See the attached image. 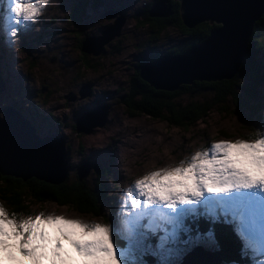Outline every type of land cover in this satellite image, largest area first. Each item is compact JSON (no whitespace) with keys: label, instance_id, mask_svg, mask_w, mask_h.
Here are the masks:
<instances>
[{"label":"rangeland","instance_id":"1","mask_svg":"<svg viewBox=\"0 0 264 264\" xmlns=\"http://www.w3.org/2000/svg\"><path fill=\"white\" fill-rule=\"evenodd\" d=\"M151 1L86 0L83 5L84 17L74 20L71 11L76 0H46L35 23L20 28L15 36L0 29V48L3 49V55L0 54V122L5 119L4 110L10 108L24 123L16 125L14 120H10L7 125L23 137H27V129L23 124L29 131L32 129L40 140L62 136L65 144H68V149H64L70 175L75 166L80 168L83 165L81 171H86L88 166L82 160L87 155L90 161L93 159L96 162L89 166L90 172L93 164L97 167L95 172L102 167L108 170L106 176H101L107 185L102 219L45 203L42 206L31 204L29 214L20 216L17 220L40 215L43 210L46 216H63L85 224L107 226L110 236L124 241L125 246L121 249L126 253L125 258L143 261L144 264H191L196 261L198 264H264V245L259 242L260 230L257 229L256 240L249 239L247 226L239 225V219L233 211L219 217L213 213L205 215V210L195 205L196 213L188 219L176 218L169 222V218L160 214L139 216V213L146 210L143 208V198L135 194L134 184L145 175L178 166L181 161H189L197 151H203L215 142L253 143L256 139L264 138V80L256 85L258 91L255 99H251V103L257 107L251 117L260 115L257 124L250 123L243 115L242 123L239 117L234 119L232 112L226 115L221 110L212 108L194 126L181 129L168 126L158 119L131 116L124 110L118 97L126 92L129 79L134 73V63L140 55L163 52L185 36L172 25L160 33L149 28L141 10ZM175 1L179 3L178 0ZM114 9L119 10L118 16L124 18L120 33L103 44L99 54L94 55L91 51H98L96 42L85 44L82 49H86V53L79 51L77 37L99 35L117 19L104 16V13H110ZM121 20L122 18L118 24ZM115 31L110 32V35ZM51 56L52 61L49 60ZM261 59L264 61V57ZM85 61L88 62L86 67L83 64ZM86 84L90 85V94L84 95V88L80 91L84 94L78 95L77 90ZM181 99L185 100L186 97L182 96ZM258 101L262 104L260 107ZM96 106H106V114L98 116L99 111H95L86 115L96 122L91 131L74 130L79 116ZM257 126H260L259 134L252 131ZM30 134L32 135L31 131ZM225 134L230 139H226ZM26 140L33 147L30 137ZM10 154H3V159L0 156L1 165L25 170L23 175L33 173L32 170L39 176H49L50 172H56L52 165H46L49 170L47 172L41 166L36 170L34 166L29 169L25 165L9 164L15 159L12 156L15 153ZM60 157L62 159L61 152ZM56 164L60 170L51 178L59 181L64 175L63 166L58 164V160ZM40 171L47 174L40 175ZM130 187L133 188L131 197L127 195ZM133 199L141 203V209L132 207ZM0 204L9 212L6 205L2 202ZM163 211L167 214V210ZM198 215H203L216 226L231 225V236L236 238L240 251H245L248 256H238L237 262H218L216 254L212 253L214 243L203 239L211 228H207V220L202 216L197 217ZM141 225L142 231L150 234L147 236L148 250H137L128 257V237L139 234ZM202 229H205V233L201 232ZM46 231L52 235L51 229ZM61 244L69 258L68 264H87L76 255L69 241H61ZM10 251L12 256L6 255L5 259L14 258L18 252L15 249Z\"/></svg>","mask_w":264,"mask_h":264},{"label":"snow or ice","instance_id":"2","mask_svg":"<svg viewBox=\"0 0 264 264\" xmlns=\"http://www.w3.org/2000/svg\"><path fill=\"white\" fill-rule=\"evenodd\" d=\"M46 0H0V29L15 36L20 28L35 23ZM222 144L229 145L221 147ZM258 146H264V138L253 143L215 142L203 151H197V163L203 165L210 174L225 177L219 181H209L203 185L189 182L183 170L177 166L153 171L134 184L135 194L143 198L146 211L139 216L160 214L172 222L176 218H190L196 213L191 207L199 205L205 215L214 213L217 208L233 209L247 217L249 239L264 245V156ZM191 156L186 165L193 163ZM133 196V188L127 190ZM134 209H141V203L132 200ZM163 210H167V214ZM135 223V221H133ZM141 231L128 237L127 256L133 252L147 251V236ZM46 229H51L52 235ZM190 231V229H185ZM203 239L215 242L214 230L209 229ZM69 241L77 256L87 264H144L143 261L126 259L124 250L115 246L110 229L101 224H85L63 216H29L17 220L5 208H0V264L10 249L31 264H68L61 241ZM12 242L11 244L9 242ZM8 264H22V261L9 259Z\"/></svg>","mask_w":264,"mask_h":264},{"label":"trees","instance_id":"3","mask_svg":"<svg viewBox=\"0 0 264 264\" xmlns=\"http://www.w3.org/2000/svg\"><path fill=\"white\" fill-rule=\"evenodd\" d=\"M85 2L86 0H76L74 3L71 11L74 20L84 17L83 5ZM149 4L150 2L141 10L143 19L148 23L149 28L152 27L155 33H160L172 25L185 36L180 42L163 52H147L140 55V59L134 63V73L129 79L126 92L118 97L124 110L131 116L138 115L158 119L164 121L168 126L181 129L194 126L205 118L212 108L221 110L226 115L232 112L234 119L239 117L242 123L244 122L243 115L250 123L257 124V115L251 117V113L257 109L254 103H251V99H255V93L258 91L256 85L264 80V61L261 59L264 57V11L253 22L243 56L231 77L216 80L194 79L189 83H180L177 89L163 90L153 88L139 77L138 70L141 64L160 54L185 53L191 47L203 42L209 31L219 25L199 22L190 28L183 26L179 17V3L175 0H167L166 3L171 14L165 17H149ZM77 38V46L81 51V44L85 37ZM0 54L3 55L2 48H0ZM52 58L53 56L49 60L52 61ZM83 64L85 66L88 62L85 61ZM39 91L41 92V90ZM182 96H185L186 99L182 100ZM258 103L260 107L262 104L259 101ZM252 131L259 134L260 126L253 127ZM225 136L226 139H230L228 134ZM64 147L68 149V144H65ZM89 159L88 155L85 156L84 163L87 161L96 163L93 162V159L91 161ZM69 170L70 167L66 163L65 176L63 175L62 179L54 184L34 176L21 178L0 173V202L6 205L8 213L15 215L17 219L29 214L31 204L42 206L45 203H53L55 206L69 208L78 214L93 215L102 219L107 197V185L102 181L101 176L108 174L107 168L102 167L97 172L88 171L84 176L78 174L77 166L74 167L72 175L69 174ZM210 224L211 222L207 220V228ZM209 228L214 230L215 242L212 253L216 254L218 262L219 260L224 263L237 262L238 256L248 254L245 251H240L236 238L231 236V225H226V227L211 225ZM114 239L116 246L124 248V241L115 237Z\"/></svg>","mask_w":264,"mask_h":264},{"label":"water","instance_id":"4","mask_svg":"<svg viewBox=\"0 0 264 264\" xmlns=\"http://www.w3.org/2000/svg\"><path fill=\"white\" fill-rule=\"evenodd\" d=\"M179 1V17L183 26L190 28L193 25L208 21L209 23H215L219 26L212 28L209 34L200 44L193 46L187 53L184 54H171L161 55L154 57L150 61H146L141 64L138 70V75L141 79L146 81L153 88L172 90L179 88L180 83H189L192 80H216V79H227L231 77L232 73L235 72L239 64L240 56L244 52V47L247 38L250 34L253 22L259 17L264 11V0H178ZM167 0H154L151 1L148 7L149 17H165L171 14L169 6L166 4ZM111 12H115L112 10ZM107 18L111 17V14L104 13ZM122 18L121 23L118 24L119 19ZM124 22L123 17L115 19V21L106 26L99 35L85 38L81 44V50L87 52L86 49H82L87 43V40L95 39L98 44V51H92V54H99L103 48V44L108 42L113 36H117L121 25ZM113 30H116L114 34L110 35ZM103 35V36H102ZM85 88V94L80 92ZM77 94H84L88 96L90 94V85L86 84L80 90H77ZM75 97V96H74ZM70 100H73L69 98ZM106 106H96L94 109L85 112L83 115L86 116L91 112L99 110L98 116H104ZM9 111L11 117H15L21 123H24L20 119L19 115L15 116L13 110L7 108L4 112ZM13 111V112H12ZM79 116L77 123H75V130L83 131L78 129V122L84 117ZM6 117V114H5ZM96 123V122H93ZM101 124V123H99ZM25 125V124H23ZM26 126V125H25ZM27 127V126H26ZM92 126H87V132L91 131ZM28 128V127H27ZM32 135H34L37 143L44 141H59L54 140V137L45 138L40 140L30 129ZM85 132V131H84ZM61 143V142H60ZM56 144L51 152L50 156L55 153V160H58V164L63 166V174L66 173V153L63 144ZM60 149V150H59ZM60 152L62 159L60 157ZM88 166L86 171H81L84 166L77 167V172L80 176H84L89 171V166L92 163L85 162ZM48 165L55 166L56 163H48ZM40 164H36L34 168L40 169ZM93 171L97 167H94ZM11 166L1 165L0 173L2 175H13V171H9ZM45 170L48 172V168L45 165ZM33 173H26L21 178L34 176L37 179L45 182L54 184L62 179V176L58 179L43 176L47 174L40 171L39 176L32 170ZM20 177V175H13Z\"/></svg>","mask_w":264,"mask_h":264},{"label":"bare ground","instance_id":"5","mask_svg":"<svg viewBox=\"0 0 264 264\" xmlns=\"http://www.w3.org/2000/svg\"><path fill=\"white\" fill-rule=\"evenodd\" d=\"M90 42H97V41L95 39H92L91 41L87 40V43L85 44H89ZM5 114H6L5 119L2 122H0V125L2 126L0 127V141H1L0 142V156L2 159H3L2 155L5 153L9 155H11L10 153H15V155H12L14 156L15 159L12 160L11 161L12 163H9V164H13V165L15 164L17 166H23V167L25 165V166H28L29 169L35 166L36 164H40L41 167H45V165H48V163H52V164L56 163L55 155L57 154L55 153L52 156H50L49 154L52 148L56 144L61 142L63 146H65L64 138H59V141H44L43 143H37L34 135H31L29 129L24 125L25 128L27 129L25 131V135L27 137H30L31 139L30 141L32 142L33 147H34L33 148L29 145L30 143H28V141L26 140L27 137H23V135L16 132L13 129V127L7 125L10 120H14L16 125H19L20 121H18L15 117L14 118L11 117L12 115L9 113V111L5 112ZM93 122H94L93 118L89 119V116L88 117L85 116V118L82 117V119L78 122L77 127L78 129H82L83 131L87 132L86 127L89 125L92 126ZM8 132L10 133V135H8ZM53 139L57 140V137H54ZM55 168H56L55 169L56 172H50V175L48 177L51 178L52 176L54 177L56 176L58 170L60 169L58 165H55ZM9 169H10L9 171H13L12 172L13 175H20V177H23V174L26 172L25 170L18 169V167H14V166H11ZM195 263L198 264L199 262L196 261L191 264H195Z\"/></svg>","mask_w":264,"mask_h":264},{"label":"clouds","instance_id":"6","mask_svg":"<svg viewBox=\"0 0 264 264\" xmlns=\"http://www.w3.org/2000/svg\"><path fill=\"white\" fill-rule=\"evenodd\" d=\"M260 120V115H257V121ZM240 142V141H237ZM227 144H222L221 147H228ZM258 148L261 151L262 156H264V146H258ZM199 156V153H195L192 157L193 163L190 165H186L184 161H181L180 164L177 166L183 170V173L189 178L190 183H194L197 185H203L206 182L209 181H219L221 179H224L225 177H221L216 174H210L208 171L205 170V167L203 165L198 164L197 157ZM164 169H161L159 171H162ZM0 208H4L2 204H0Z\"/></svg>","mask_w":264,"mask_h":264},{"label":"flooded vegetation","instance_id":"7","mask_svg":"<svg viewBox=\"0 0 264 264\" xmlns=\"http://www.w3.org/2000/svg\"><path fill=\"white\" fill-rule=\"evenodd\" d=\"M114 11L115 12H110V13H108V14H111V16H112V18H118L119 16V14H120V11L119 10H117V9H114ZM183 39V38H182ZM182 39H180L178 42H180ZM188 52V51H187ZM187 52H185V53H187ZM172 53H164V54H160V55H158V56H161V55H171ZM177 54H184V53H177ZM158 56H155V57H158ZM140 58H138V60H139ZM55 137H57V136H55ZM59 138H63L62 136H60ZM83 162H84V160H82Z\"/></svg>","mask_w":264,"mask_h":264}]
</instances>
